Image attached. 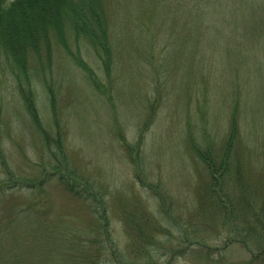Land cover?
I'll use <instances>...</instances> for the list:
<instances>
[{
    "label": "rangeland",
    "instance_id": "obj_1",
    "mask_svg": "<svg viewBox=\"0 0 264 264\" xmlns=\"http://www.w3.org/2000/svg\"><path fill=\"white\" fill-rule=\"evenodd\" d=\"M187 1L105 0L112 12L108 18L113 34L123 35L118 39L122 48L116 55L114 92L96 95L88 79L70 62L54 68L70 157L81 177H90L108 190L102 189L94 197L92 188L86 186L88 181L79 180L82 193L75 197L65 191L59 179H47L43 194L40 188H25L3 195L0 264H115L116 246L130 257L124 231L133 214L143 220L144 210L135 208L137 203L159 219L173 220L167 234L160 236L167 241L158 252L165 256L155 255L160 264H249L248 249H260L245 235L220 229L200 215L190 218L204 172L185 134L188 125L197 130L198 124L200 133L208 126L209 136L221 139L225 132L221 128L229 125L241 97L253 128L248 135L252 142L246 164L254 171V183L262 187L264 139L259 135L264 134V35L236 37L232 22L239 24L247 11H262L264 0H206L211 8L192 19L206 22L208 29L197 32L184 27L189 19L184 20L187 16L180 10ZM125 15L128 17L122 18ZM136 19L155 35L153 53L149 54L150 39L140 35L142 29L137 33L139 43L131 39L129 31ZM243 52H248L247 57ZM86 60L91 65L90 59ZM9 91L8 83L1 81L0 93L9 95ZM38 101L43 122L52 127L48 98L40 87ZM5 102L0 128L10 171L28 180L45 167L40 181L56 174L58 171L44 163L46 154H42L39 135L18 96L9 95ZM150 103L158 106L153 121L148 117ZM144 126L142 153L147 174L143 169L142 177L160 184L161 192L150 191L140 182L121 147L120 131L127 141L134 142ZM52 164L59 162L53 159ZM6 175L7 170L0 167V180ZM165 194L169 195L164 199L166 210L160 212L158 198ZM94 198L101 199L106 209L110 227L105 235L90 228L93 216H99L95 208L99 211L101 205L100 201L95 205ZM67 243L75 248L69 254L64 249Z\"/></svg>",
    "mask_w": 264,
    "mask_h": 264
},
{
    "label": "trees",
    "instance_id": "obj_2",
    "mask_svg": "<svg viewBox=\"0 0 264 264\" xmlns=\"http://www.w3.org/2000/svg\"><path fill=\"white\" fill-rule=\"evenodd\" d=\"M209 6L206 0H188L180 10L187 16L184 20L189 19L184 27L193 32L208 29L206 22L202 24V21L192 18L200 13L206 14L212 5ZM108 13L112 12L105 0H0V82L8 83L12 91L11 93L9 91V95L18 96L21 107L39 135L42 154H46L42 156V158L46 157L44 163L49 164L47 167L58 171L56 174L53 172L48 174L42 181H40V175L45 172V167L35 174L34 179L28 180L11 172L4 153L5 148L2 145L3 137L0 128V167L7 170L5 178L0 180V199L7 193H17L21 189L40 188L43 194L47 179H59L65 191L75 197H81L82 193L79 180L88 181L86 186L92 188L94 197L101 194L102 189L107 192L108 186L97 185L96 182L91 181L90 177L88 179L81 177L78 166L70 157L66 134L62 126L59 96L57 97L55 89L57 84L54 68L63 61L70 62L88 79L96 95L103 96L111 90L114 92L113 74L116 55L122 48L118 45V39L123 35L121 31V35L113 34ZM263 15L264 9L260 12L247 11L242 21L238 22L239 24L231 21L235 36L246 39L263 36ZM126 17L128 15L122 18ZM244 17H247L248 21ZM178 18L176 14V20ZM139 29H142L140 35L150 39L149 54L153 53L157 46L155 35H152L146 26L142 28L141 22L137 19L129 31L131 39L134 42L138 40L139 43L137 38ZM245 34H247L246 37ZM243 53L247 57L248 52ZM86 58L90 59L93 66ZM105 82L108 83L109 89ZM39 87L48 98L52 127H48L41 117L38 106ZM202 89L205 91L206 88ZM9 95L0 93V122L5 99ZM242 102L244 100L241 97L236 103L234 102L236 106L231 113L230 123L221 128L225 130L221 139L209 136L211 129L208 126L200 133L198 124L197 130L188 125L185 134L186 142L204 172L202 177L204 180L199 181L200 185L196 191L197 205L193 208L190 218H197L200 215L206 220L215 222L214 225L219 226L220 229L245 235L251 240L252 245L257 243L255 247L260 248L248 249L251 252L249 264H264V194L260 193L261 189L264 190V182L262 187L254 183V171L246 164L245 155L252 142L248 135L253 128L249 125L248 112L242 109ZM204 103L207 109L206 99ZM150 106L148 117L153 121L158 106L155 103H150ZM145 126L134 142L127 141L120 131L121 147L134 166L136 177L140 182L150 191L161 192L160 184L155 185L142 177L147 174L143 167L145 163L142 153L145 143ZM259 137L264 139V134ZM256 139L254 137V142ZM53 159L59 164L53 165ZM196 178L199 180L198 177ZM168 196L165 194L158 198L160 212H165L164 199ZM94 200L95 205H100V202L101 205L99 211L98 207L95 208L99 216L92 214L94 221L90 228L93 227L105 235L110 227L106 209L101 199L94 198ZM137 207L144 210L142 222L133 214L132 221L128 223V226L126 225L124 231L130 257L123 255L120 246H116L113 252L116 258L115 264H160L155 255L165 256L158 252L164 250L167 245V241L162 240L160 236L167 234L173 220L157 218L153 212H148L143 204L137 203L135 208ZM129 212L125 213L126 217ZM125 214L119 215L125 218ZM49 232L53 233V230ZM64 245L68 254L75 249L69 246V243ZM107 262H109L108 259L105 263Z\"/></svg>",
    "mask_w": 264,
    "mask_h": 264
}]
</instances>
